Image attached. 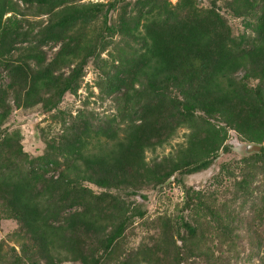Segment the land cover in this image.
I'll return each instance as SVG.
<instances>
[{
  "label": "trees",
  "instance_id": "1",
  "mask_svg": "<svg viewBox=\"0 0 264 264\" xmlns=\"http://www.w3.org/2000/svg\"><path fill=\"white\" fill-rule=\"evenodd\" d=\"M21 4L45 18L27 19ZM226 6L251 17L246 43L232 36L213 1L0 0V215L16 221L17 240V248H4L0 239V264H105L113 257L116 264H230L227 214L189 186L183 204L193 213L179 217L175 235L165 224L150 242L113 256L127 222L144 209L108 190L155 187L174 172L183 182L228 148V129L260 144L237 160L233 184L244 189L249 176L264 178V0ZM112 33L131 42L110 55L104 71L115 111L90 122L79 111L57 139L45 140L38 158L55 169L48 174L22 151L19 132L2 124L11 105L50 110L74 92L87 58ZM47 43L57 44L51 57ZM179 126L188 130L172 154L144 158Z\"/></svg>",
  "mask_w": 264,
  "mask_h": 264
},
{
  "label": "rangeland",
  "instance_id": "2",
  "mask_svg": "<svg viewBox=\"0 0 264 264\" xmlns=\"http://www.w3.org/2000/svg\"><path fill=\"white\" fill-rule=\"evenodd\" d=\"M211 1L226 19L232 36L238 40L241 35H244L242 43H246L252 31L245 25V21L251 17L233 15L226 6V0H197L202 6L210 5ZM120 3L122 4L123 1ZM36 8L34 5L21 4L26 18L38 22L39 19L45 18V14L37 12ZM118 12L119 6L110 11V18L113 19ZM124 39L117 33L105 35L104 48L98 54L88 57L83 65L79 86L74 92H64L57 105L50 110H44L40 103L28 107L11 105L10 112L2 124L3 128L6 131L15 129L19 132L22 151L35 166H40L41 169L47 166L38 158L45 150L44 141L57 139L64 126L77 112L80 111L82 118L90 122L100 120L115 111V93L108 92L104 71L111 69L110 55L116 53L118 47L129 49L131 42ZM56 47L57 44L54 43L42 45L46 57H51ZM240 73V71L237 72V75ZM1 79V82L5 81V76L2 75ZM251 82L254 81L251 80ZM187 130L186 126H179L166 142L154 148H146L144 158L149 161L172 154L175 148L184 142ZM225 143L228 146L226 150H219L217 156L206 168L183 175V182L175 180L174 172L155 187L144 186L134 192L129 191L128 188L108 189L126 201H134L144 209L142 215H135L127 222L112 255L121 253L138 243L150 242L159 228L165 224H170L168 227L173 226L172 234L175 235L174 228L179 217L193 213L183 204L184 186H189L200 191L202 201L216 205L227 214L232 226L229 263L256 264L259 262V257L264 254V210H260L264 178L260 174L254 177L249 176L244 189L236 187L233 179L239 173L236 167L237 160L250 151L244 150L247 142L241 140L232 129H228ZM54 172V168L47 166L46 173ZM84 183L94 191L105 190L92 183L86 181ZM15 229L14 219L0 215V239L5 240L4 248H8L9 245L17 248V240L13 234ZM105 264H116L114 257Z\"/></svg>",
  "mask_w": 264,
  "mask_h": 264
},
{
  "label": "water",
  "instance_id": "3",
  "mask_svg": "<svg viewBox=\"0 0 264 264\" xmlns=\"http://www.w3.org/2000/svg\"><path fill=\"white\" fill-rule=\"evenodd\" d=\"M259 148H260V144L259 143L247 142L244 145V150L245 151L258 150Z\"/></svg>",
  "mask_w": 264,
  "mask_h": 264
}]
</instances>
